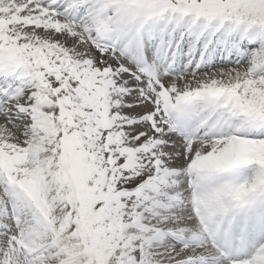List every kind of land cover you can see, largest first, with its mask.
<instances>
[{"label": "snow or ice", "instance_id": "snow-or-ice-1", "mask_svg": "<svg viewBox=\"0 0 264 264\" xmlns=\"http://www.w3.org/2000/svg\"><path fill=\"white\" fill-rule=\"evenodd\" d=\"M0 264H264V0H0Z\"/></svg>", "mask_w": 264, "mask_h": 264}]
</instances>
